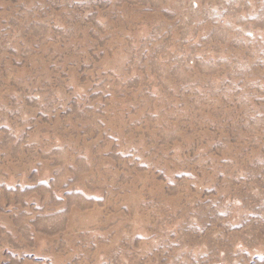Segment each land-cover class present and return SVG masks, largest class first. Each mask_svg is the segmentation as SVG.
<instances>
[{
    "label": "rangeland",
    "instance_id": "rangeland-1",
    "mask_svg": "<svg viewBox=\"0 0 264 264\" xmlns=\"http://www.w3.org/2000/svg\"><path fill=\"white\" fill-rule=\"evenodd\" d=\"M0 264H264V0H0Z\"/></svg>",
    "mask_w": 264,
    "mask_h": 264
}]
</instances>
